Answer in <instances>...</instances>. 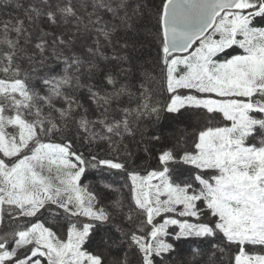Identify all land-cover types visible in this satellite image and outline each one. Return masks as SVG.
<instances>
[{
    "label": "snow or ice",
    "instance_id": "snow-or-ice-1",
    "mask_svg": "<svg viewBox=\"0 0 264 264\" xmlns=\"http://www.w3.org/2000/svg\"><path fill=\"white\" fill-rule=\"evenodd\" d=\"M0 264H264V0H0Z\"/></svg>",
    "mask_w": 264,
    "mask_h": 264
},
{
    "label": "trees",
    "instance_id": "trees-1",
    "mask_svg": "<svg viewBox=\"0 0 264 264\" xmlns=\"http://www.w3.org/2000/svg\"><path fill=\"white\" fill-rule=\"evenodd\" d=\"M155 2L158 3L159 0H155ZM149 40H151V38H149ZM156 48H157V45L154 42H150V43H147L145 45V51L146 52H150L152 54V56H155ZM192 123L195 124V121H192ZM163 124H164L163 135H164V138H165V142L169 143V144L174 142V140L176 138L181 137L185 131L191 133L192 131L195 130L194 128L187 127L188 121H185L184 123H177L176 121L165 120V121H163ZM158 147H159V145H158ZM81 151H83V149H81ZM138 155L141 158V160H138V163H139V162H141L144 159V153L142 151H140L138 153ZM114 177H115V179H112V180L118 181V183H117L118 186H115V187L118 188V189H121V191H119V192H117L115 194H111V193L107 194L106 198H105V199H107L105 201V204L110 203V201L112 199L116 198L119 195H126L127 197L129 195L127 188H122V185L125 182L124 179L121 178L120 176H114ZM82 180L86 184H88L89 181L93 185L96 184L95 174L91 173L90 171L85 174V176L82 178ZM127 197H125V198H127ZM189 243H191V246L193 248H195L197 244H200L201 248H203L205 251H207V249H208V242L207 241H204V242H201V241L183 242V243L179 244V247L183 248V249H185V251H187V249L189 247ZM208 255L210 256L211 253L209 252ZM186 258L190 259V257H186Z\"/></svg>",
    "mask_w": 264,
    "mask_h": 264
},
{
    "label": "rangeland",
    "instance_id": "rangeland-1",
    "mask_svg": "<svg viewBox=\"0 0 264 264\" xmlns=\"http://www.w3.org/2000/svg\"><path fill=\"white\" fill-rule=\"evenodd\" d=\"M181 178L184 179V178H186V176H182ZM110 179H111V180H112V179H115V177L113 176V177L110 178ZM111 180H110V181H111ZM88 184H91V182L89 181ZM115 186H118V184H116ZM119 196H120V197H124V198L127 197L126 195H119ZM106 200H107V199H104V200L102 201V203L105 204V201H106ZM180 243H183V242H180Z\"/></svg>",
    "mask_w": 264,
    "mask_h": 264
}]
</instances>
